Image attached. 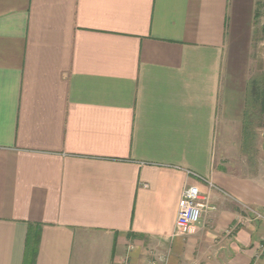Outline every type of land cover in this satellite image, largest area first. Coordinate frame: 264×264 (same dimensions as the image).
<instances>
[{
    "label": "crops",
    "instance_id": "obj_1",
    "mask_svg": "<svg viewBox=\"0 0 264 264\" xmlns=\"http://www.w3.org/2000/svg\"><path fill=\"white\" fill-rule=\"evenodd\" d=\"M260 7L0 0V264H264Z\"/></svg>",
    "mask_w": 264,
    "mask_h": 264
},
{
    "label": "rangeland",
    "instance_id": "obj_2",
    "mask_svg": "<svg viewBox=\"0 0 264 264\" xmlns=\"http://www.w3.org/2000/svg\"><path fill=\"white\" fill-rule=\"evenodd\" d=\"M260 3V9H261V16L259 17L258 20H256L255 25L258 27V31L254 33L255 38L253 40V44L251 46L253 50V55L251 57V62H252V92L255 95V100L257 99L258 102H254V107H252V110L254 111V115H256L253 119L251 118V121H248L249 123L252 124L253 127H259L258 129L264 127V117L263 121L259 119L260 117V109H261V101L262 99L264 101V0H257ZM249 7L248 2H239V6L237 9H239V13L243 14V17L247 20L249 18ZM262 96V98H261ZM260 107V108H259ZM258 116V117H257ZM249 119V118H248ZM250 120V119H249ZM256 128V129H257ZM264 131L261 130L260 134H253V140L255 143H257V137H258V145H261L262 137V132ZM239 140V139H238ZM240 141V140H239ZM255 148V147H254ZM253 211V209H250ZM254 212H256L254 210ZM258 213V212H256ZM255 220H264V217L262 214L258 213L259 217L261 218H256L254 214H252ZM126 264H130V262L126 261Z\"/></svg>",
    "mask_w": 264,
    "mask_h": 264
},
{
    "label": "built area",
    "instance_id": "obj_3",
    "mask_svg": "<svg viewBox=\"0 0 264 264\" xmlns=\"http://www.w3.org/2000/svg\"><path fill=\"white\" fill-rule=\"evenodd\" d=\"M191 175H194L200 178L202 181H205L202 177L192 172H189ZM212 186V184H210ZM202 192L197 186H185L183 192L181 193V200L179 213L177 216L176 224H175V234L186 236L190 233L191 229L200 223V219H202L203 214L210 209L209 207V196L205 194H201ZM252 211V210H251ZM252 214L259 217L258 213L252 211ZM123 264H126L124 261Z\"/></svg>",
    "mask_w": 264,
    "mask_h": 264
},
{
    "label": "trees",
    "instance_id": "obj_4",
    "mask_svg": "<svg viewBox=\"0 0 264 264\" xmlns=\"http://www.w3.org/2000/svg\"><path fill=\"white\" fill-rule=\"evenodd\" d=\"M32 259H31V262H30V264H33L34 263V259H35V255H34V253L32 254V257H31ZM27 262H28V258H27Z\"/></svg>",
    "mask_w": 264,
    "mask_h": 264
}]
</instances>
